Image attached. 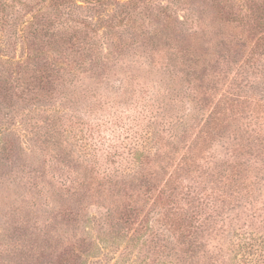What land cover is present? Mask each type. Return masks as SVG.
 <instances>
[{
    "label": "rangeland",
    "instance_id": "1",
    "mask_svg": "<svg viewBox=\"0 0 264 264\" xmlns=\"http://www.w3.org/2000/svg\"><path fill=\"white\" fill-rule=\"evenodd\" d=\"M96 1L0 0V264H264V0Z\"/></svg>",
    "mask_w": 264,
    "mask_h": 264
},
{
    "label": "trees",
    "instance_id": "2",
    "mask_svg": "<svg viewBox=\"0 0 264 264\" xmlns=\"http://www.w3.org/2000/svg\"><path fill=\"white\" fill-rule=\"evenodd\" d=\"M48 1H51L52 2V4L54 3V4H59L60 6L61 5H66L67 3H69L68 2V0H48ZM104 0H99V1H96V2H103ZM118 6L119 7H123V5L122 4H118ZM262 13H264V8L262 9V11H261Z\"/></svg>",
    "mask_w": 264,
    "mask_h": 264
}]
</instances>
